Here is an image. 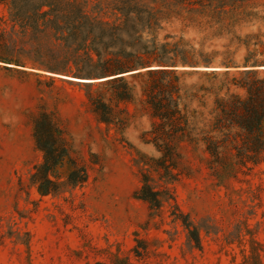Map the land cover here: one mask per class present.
I'll use <instances>...</instances> for the list:
<instances>
[{
	"label": "rangeland",
	"instance_id": "1",
	"mask_svg": "<svg viewBox=\"0 0 264 264\" xmlns=\"http://www.w3.org/2000/svg\"><path fill=\"white\" fill-rule=\"evenodd\" d=\"M118 1L91 0L87 8L109 24L96 28L108 30L109 51L124 47L136 58L130 70L114 72L73 58L78 45L59 39L61 24L49 34L24 32L0 5L20 61H0V264H241L255 241L264 243V159L242 166L235 145L219 143L224 136L210 124L216 98L251 65L232 31L264 33V24L194 13L183 0H138L146 19L125 26ZM250 3L264 14V0ZM151 16L156 20L149 22ZM158 69L182 76L181 105L192 126L176 148L179 180L154 175L165 200L152 209L138 192L145 163L162 157L150 134L159 120L144 95ZM120 76L133 99L116 109L112 122H102L89 95L110 104L117 93L111 82ZM43 109L54 113L67 145L61 180L86 171L83 186L41 195L33 184L44 157L35 139ZM205 137L221 146L210 151Z\"/></svg>",
	"mask_w": 264,
	"mask_h": 264
},
{
	"label": "trees",
	"instance_id": "2",
	"mask_svg": "<svg viewBox=\"0 0 264 264\" xmlns=\"http://www.w3.org/2000/svg\"><path fill=\"white\" fill-rule=\"evenodd\" d=\"M137 1H118L117 8L122 14L119 18L123 20L122 25H136L146 19L142 15L145 11L137 7ZM250 1L183 0L182 3H189L188 5L192 6L190 11L194 13H209L212 10V16H230L231 19L244 17V21L250 24H264V14ZM90 2L91 0H0V5L6 7L12 22L20 25L24 32L32 30L49 34L61 24L63 32L60 33L59 39L69 45H78L73 58L80 56L82 63L104 64L108 66L106 70L113 72L130 70L136 61L135 56L126 54L124 47L116 52L109 51L108 30L96 32L98 26L109 24L101 21L99 16L89 15L87 8ZM147 20L150 22L156 18L151 16ZM232 33V41L236 39L243 44L247 53L245 61L251 65L245 66L247 70L240 73V77L232 79L231 85L225 89L224 97L216 98V110L210 129L224 136L219 141L222 145L228 140L235 145L236 156L242 166H246L250 162L258 164L264 159V33ZM80 50L84 51L82 55H78ZM17 53L0 21V61L20 63ZM176 71L158 69L151 72L150 82L144 90L145 101L153 117L159 120L150 132L151 142L155 143L162 153L161 158L145 163L144 185L138 192V198L149 202L152 209H161L165 200L163 191L156 190L152 184L154 175L160 174L169 183L179 180L181 174L176 161V148L192 126L188 107L181 105L184 83L182 76L179 77ZM111 83L117 93L110 104L104 102L102 97L89 95L90 108L102 122H112L116 109L133 99L132 90L123 76L117 77ZM35 139L44 157L43 162L36 168L32 181L41 195L57 194L67 185L83 186L87 182L86 171L81 178H76L78 169L71 171L67 180H61L59 168L64 165L68 149L54 113L47 109H43L35 119ZM204 139L210 151L215 147L214 144H218L210 137ZM220 146L218 144L217 148ZM179 216L186 226L191 228L192 225L186 221L187 215L180 211ZM192 236L200 247L199 236H196V232ZM241 264H264V243L255 241L251 254L246 256Z\"/></svg>",
	"mask_w": 264,
	"mask_h": 264
},
{
	"label": "bare ground",
	"instance_id": "3",
	"mask_svg": "<svg viewBox=\"0 0 264 264\" xmlns=\"http://www.w3.org/2000/svg\"><path fill=\"white\" fill-rule=\"evenodd\" d=\"M72 79H76V78H72Z\"/></svg>",
	"mask_w": 264,
	"mask_h": 264
}]
</instances>
